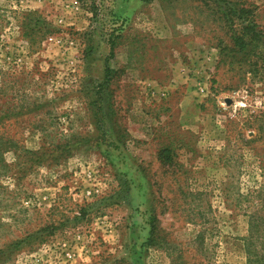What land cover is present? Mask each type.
Masks as SVG:
<instances>
[{"label": "rangeland", "instance_id": "1", "mask_svg": "<svg viewBox=\"0 0 264 264\" xmlns=\"http://www.w3.org/2000/svg\"><path fill=\"white\" fill-rule=\"evenodd\" d=\"M252 236L264 0H0V264H249Z\"/></svg>", "mask_w": 264, "mask_h": 264}, {"label": "trees", "instance_id": "2", "mask_svg": "<svg viewBox=\"0 0 264 264\" xmlns=\"http://www.w3.org/2000/svg\"><path fill=\"white\" fill-rule=\"evenodd\" d=\"M242 11L245 12V10L243 8H242ZM241 25H242L241 29H243V30H254L255 29L254 21H252V19L246 13L242 17V24ZM237 40H238V42L236 43V45L240 48V46L238 44L239 38H237ZM242 41L244 42V40H242ZM244 45H245V42H244V44L242 43L241 47H243ZM108 72H109V70H108ZM259 227H260V225H257L256 232L259 231V229H258ZM250 239L253 241H250V244L248 246L249 247V250H248V262H249V264H264V243H261L260 246L262 247V249H261V251H258L257 250V243H255L254 237L252 236ZM247 243H248V241H247Z\"/></svg>", "mask_w": 264, "mask_h": 264}]
</instances>
